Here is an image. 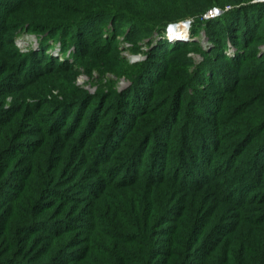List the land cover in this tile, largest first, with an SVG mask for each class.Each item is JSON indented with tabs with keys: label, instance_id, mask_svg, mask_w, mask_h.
Segmentation results:
<instances>
[{
	"label": "trees",
	"instance_id": "1",
	"mask_svg": "<svg viewBox=\"0 0 264 264\" xmlns=\"http://www.w3.org/2000/svg\"><path fill=\"white\" fill-rule=\"evenodd\" d=\"M262 46L264 0H0V264H264Z\"/></svg>",
	"mask_w": 264,
	"mask_h": 264
},
{
	"label": "rangeland",
	"instance_id": "2",
	"mask_svg": "<svg viewBox=\"0 0 264 264\" xmlns=\"http://www.w3.org/2000/svg\"><path fill=\"white\" fill-rule=\"evenodd\" d=\"M230 9L231 7H227L226 10L225 9L222 10L219 7L211 8L209 12L205 14V17L203 18H205L204 20L216 21L220 18V16L223 17L224 15V16H228V19L232 21L233 19H236L237 16H234V14H231V12H227ZM225 12H226V15H225ZM191 22H192V19H186V20L177 22V23H180L177 27H173V28L168 27V31L165 34V37L168 38L169 41H174V42L177 40L191 41V40L198 39L200 40V43L202 44L204 48H207V49L210 48V46L212 45V41L209 39L207 27L206 26L204 27L203 25L199 26L196 37H193V33L191 32L192 31ZM118 37L121 40V42L119 43L120 52L118 53V58H121L124 63H127L125 65L133 63L135 61L142 60L146 57L144 51L133 52L132 50H130L129 48H131L132 44L128 42L124 38V36L119 35ZM17 42H18V45L23 50H26L29 47L40 49L39 38L36 35L30 34L28 32L21 33L17 38ZM140 44L143 45V49L147 48L144 41L140 42ZM229 47L230 48L228 52L230 53L234 50V47L232 46H229ZM59 49H60V44L53 43V47L49 51L51 53H54L55 55L61 56ZM261 49L262 51H264V46H262ZM194 57H195L196 62H199L202 59V57L197 54L194 55ZM95 71H96L94 73L95 76H99L100 75L99 73H101V71L99 70H95ZM101 74H103V72ZM103 77H104V81L107 82V86L116 88L118 90H122L123 88L129 85V81L126 79V77L123 74L118 75V73H114L112 71H106L103 74ZM77 81L79 85L87 88L91 92H96L99 89L96 80H93L91 77H89L86 74L80 75ZM108 81H111L112 83H109Z\"/></svg>",
	"mask_w": 264,
	"mask_h": 264
},
{
	"label": "water",
	"instance_id": "3",
	"mask_svg": "<svg viewBox=\"0 0 264 264\" xmlns=\"http://www.w3.org/2000/svg\"><path fill=\"white\" fill-rule=\"evenodd\" d=\"M180 23H171L169 25V28L177 27Z\"/></svg>",
	"mask_w": 264,
	"mask_h": 264
},
{
	"label": "built area",
	"instance_id": "4",
	"mask_svg": "<svg viewBox=\"0 0 264 264\" xmlns=\"http://www.w3.org/2000/svg\"><path fill=\"white\" fill-rule=\"evenodd\" d=\"M208 12H209V11H208ZM208 12H207V13H208Z\"/></svg>",
	"mask_w": 264,
	"mask_h": 264
}]
</instances>
